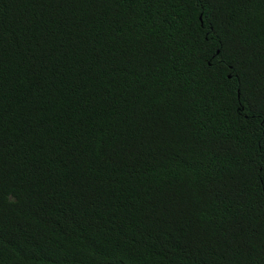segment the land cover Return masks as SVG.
I'll return each instance as SVG.
<instances>
[{
    "label": "trees",
    "instance_id": "16d2710c",
    "mask_svg": "<svg viewBox=\"0 0 264 264\" xmlns=\"http://www.w3.org/2000/svg\"><path fill=\"white\" fill-rule=\"evenodd\" d=\"M0 264H264V0H0Z\"/></svg>",
    "mask_w": 264,
    "mask_h": 264
}]
</instances>
